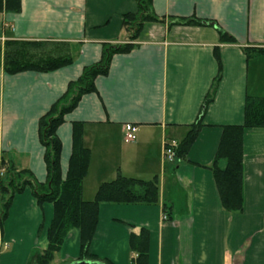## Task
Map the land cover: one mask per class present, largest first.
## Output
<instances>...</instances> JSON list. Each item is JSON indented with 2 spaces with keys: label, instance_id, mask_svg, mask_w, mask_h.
<instances>
[{
  "label": "crops",
  "instance_id": "obj_1",
  "mask_svg": "<svg viewBox=\"0 0 264 264\" xmlns=\"http://www.w3.org/2000/svg\"><path fill=\"white\" fill-rule=\"evenodd\" d=\"M152 10L163 21L146 23L130 51L113 55L107 74L95 78V90L82 95L56 129L64 180L73 123H82V144L90 152L84 200H92L98 186L118 174L157 182L155 204L99 205L89 251L113 264H128L135 256L130 234L145 228L148 264H264V127L244 130L242 212L222 209L209 169L222 126L243 122L247 96L264 97V54L247 58L243 51L264 48V0H152ZM134 12L135 0H20L19 12L0 11L1 51L11 39L64 42L72 56V63L54 71L8 74L1 52L4 165L46 180L40 117L70 81L100 60L103 44L127 42L123 15ZM185 18L204 23H175ZM219 30L235 43L220 42ZM219 66L204 126L186 160H166L164 142L183 139ZM128 123L138 127L133 142L125 140ZM165 202L172 207L169 219L162 210ZM52 217V204L39 206L29 187L15 194L0 232V264H27L31 255L44 252ZM79 236L71 229L50 264L76 262Z\"/></svg>",
  "mask_w": 264,
  "mask_h": 264
},
{
  "label": "trees",
  "instance_id": "obj_2",
  "mask_svg": "<svg viewBox=\"0 0 264 264\" xmlns=\"http://www.w3.org/2000/svg\"><path fill=\"white\" fill-rule=\"evenodd\" d=\"M136 12L123 15L122 27L127 33V42L122 44H103L100 60L83 69L81 75L67 84L64 93L40 117L38 136L44 147L46 180L36 181L29 170L16 171L8 165L0 178V232L8 215L12 199L29 187L39 206L50 203L53 217L46 231L47 248L35 253L27 264H50L71 229L79 230L78 261L99 264H113L89 251L98 222V208L101 203L155 204L158 202L156 179L142 180L118 174L112 181L101 183L92 200L82 198V181L86 175L90 152L82 144V123H73L72 150L68 170L64 180L60 172L61 142L56 134L57 127L64 116L78 104L81 96L95 90L94 80L107 74L114 54L130 51L143 26L149 22H162L152 10V0H135ZM0 11L17 13L20 0H0ZM179 24H198V19H176ZM220 42L235 43L228 33L219 30ZM3 69L8 74L24 71L49 72L72 63L69 45L64 42L6 40L3 42ZM0 46V55H1ZM247 58L264 54V48H244ZM216 59L218 60V56ZM220 78L219 71L206 93L196 121L189 125L188 131L178 142L176 159L186 160V155L198 137L203 124V116L212 101ZM264 127V97L247 96L244 103V116L241 124L222 126L221 137L214 159L209 166L218 191L221 207L227 212L240 213L244 206L243 197V135L247 128ZM1 161V160H0ZM4 165L1 161L0 164ZM1 165V166H3ZM163 213L169 219L172 207L164 203ZM150 235L147 229L129 237L130 251L135 255L128 264H148Z\"/></svg>",
  "mask_w": 264,
  "mask_h": 264
},
{
  "label": "built area",
  "instance_id": "obj_3",
  "mask_svg": "<svg viewBox=\"0 0 264 264\" xmlns=\"http://www.w3.org/2000/svg\"><path fill=\"white\" fill-rule=\"evenodd\" d=\"M124 130H125V140L127 142L135 141L138 127L134 124L128 123L124 125ZM177 146H178V142L176 140L174 139L166 140L164 142V147H163L164 158H166L169 161H174ZM4 170H5L4 166L0 167V177L4 175ZM163 218L165 219V215Z\"/></svg>",
  "mask_w": 264,
  "mask_h": 264
},
{
  "label": "rangeland",
  "instance_id": "obj_4",
  "mask_svg": "<svg viewBox=\"0 0 264 264\" xmlns=\"http://www.w3.org/2000/svg\"><path fill=\"white\" fill-rule=\"evenodd\" d=\"M190 148H191V147H190ZM189 150H190V149H189ZM165 159H166V158H165ZM166 160H167V159H166ZM179 160H181V159H176V158H175L174 161H170V162H177V161L179 162ZM168 161H169V160H168ZM7 167H8V164H5V165H4V169H5L4 172L6 171ZM36 181H37V180H36ZM76 260H77V261L74 262V263L81 262V261H78V258H77Z\"/></svg>",
  "mask_w": 264,
  "mask_h": 264
},
{
  "label": "water",
  "instance_id": "obj_5",
  "mask_svg": "<svg viewBox=\"0 0 264 264\" xmlns=\"http://www.w3.org/2000/svg\"><path fill=\"white\" fill-rule=\"evenodd\" d=\"M73 264H99V263H92V262H77Z\"/></svg>",
  "mask_w": 264,
  "mask_h": 264
}]
</instances>
